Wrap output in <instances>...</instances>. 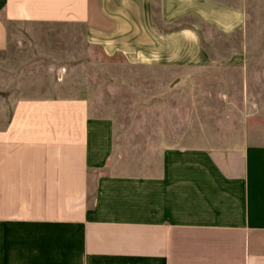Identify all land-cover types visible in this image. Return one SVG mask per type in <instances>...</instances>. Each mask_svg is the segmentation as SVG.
Listing matches in <instances>:
<instances>
[{"label": "crops", "instance_id": "1", "mask_svg": "<svg viewBox=\"0 0 264 264\" xmlns=\"http://www.w3.org/2000/svg\"><path fill=\"white\" fill-rule=\"evenodd\" d=\"M251 1L0 0V264H264L249 117L223 144L202 122H167L150 127L158 144L116 146L80 74L96 51L194 65L184 45L167 53L171 36L203 30L189 19L242 29Z\"/></svg>", "mask_w": 264, "mask_h": 264}, {"label": "rangeland", "instance_id": "2", "mask_svg": "<svg viewBox=\"0 0 264 264\" xmlns=\"http://www.w3.org/2000/svg\"><path fill=\"white\" fill-rule=\"evenodd\" d=\"M247 5L249 18L242 29L207 30L206 24L189 19L203 30H193L195 37L171 36L167 53L174 58L184 45L182 52L197 54L194 65L149 64L121 54L107 58L93 53L80 74L93 116L116 124V146L129 135L133 146L142 149L148 148L149 135L158 144L163 131L150 127L167 122H202L215 128L205 134L223 144L233 134L228 126L246 117L253 128L251 138L264 140V0ZM193 43L201 50H192ZM236 53L242 54L236 62L241 63L230 61ZM258 125L262 130L255 129Z\"/></svg>", "mask_w": 264, "mask_h": 264}]
</instances>
